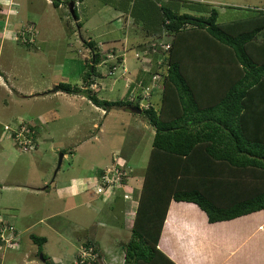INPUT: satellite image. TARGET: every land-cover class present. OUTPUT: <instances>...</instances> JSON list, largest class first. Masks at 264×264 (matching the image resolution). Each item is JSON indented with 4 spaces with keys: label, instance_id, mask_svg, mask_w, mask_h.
<instances>
[{
    "label": "rangeland",
    "instance_id": "rangeland-1",
    "mask_svg": "<svg viewBox=\"0 0 264 264\" xmlns=\"http://www.w3.org/2000/svg\"><path fill=\"white\" fill-rule=\"evenodd\" d=\"M7 1L1 2L7 4ZM50 1L54 4L53 0ZM64 1L58 8L45 0H15L14 9L28 12L27 20L32 22H25L22 25L24 29L15 32L13 40H7L0 46V58L18 59L23 65L19 71L25 81L42 83L58 80L63 75L66 82L82 87L83 78H75L80 73V66L85 71V62L88 60L91 63L92 52L85 41L92 39L101 47L103 54L97 65L103 74L95 79L98 87H95L97 83L92 86L98 97L130 99L132 91L129 84L138 77V81L143 82L139 89L144 97L149 95V91L154 95L150 100H141V108L150 103L158 108L162 92L157 88L159 83L156 81L161 75L155 72H165L166 65H162L160 57L156 60L150 55L136 57V53L150 48L144 24L131 14L132 3L136 0H76L79 19H75L70 12L68 2L71 0ZM153 1L159 4L173 1L178 3L181 12L196 15L202 14V11L193 9L195 4L216 8L221 23L252 15L258 8L264 7V0ZM204 14L209 12L204 11ZM49 19L55 24H48ZM31 26L35 42L28 44L23 41V36H28V33L22 35V31ZM170 39L171 36L166 34L161 41ZM111 49H115V54L124 53L126 59V66L117 65L119 70L114 74L109 67L111 62L106 59ZM121 61L117 59V63ZM130 65L134 69L131 70ZM123 67L132 73L122 76ZM1 70L4 72V67ZM155 76L157 79H154ZM61 93L63 95L52 98H42L47 97L45 93L37 94L32 95L37 98L25 100L0 88V217L16 227L20 240L14 248H0V264H78L76 260L81 247L89 242L99 247L101 256L97 264H123L125 251L122 245L132 237L134 212L148 164L154 128L144 116L136 114L137 108L129 111L127 107H117L103 114L102 108H95L87 97ZM136 97L135 93L133 99ZM38 116H42L43 120ZM21 119L34 124L41 122L38 146L34 150H22L14 135L5 130L6 124L16 125ZM129 123L136 125L133 127ZM140 124L144 125L142 135L135 129ZM62 153L66 155L63 154L60 164ZM115 162L131 170L128 181L138 189L135 192L138 195L132 199L126 201L124 191H121L112 201H104L111 204L103 202L102 206L82 196H65L62 190L59 193L58 189L71 176L92 175L93 167ZM86 178L80 179L77 183L81 184L77 185L80 188L74 186V189L84 191ZM19 180L28 186L39 180L45 181L48 190L32 194L26 188L15 185ZM7 184H11L10 187H6ZM57 193L64 197L60 198ZM96 195L94 193L93 196ZM106 209L116 212L110 221L105 219ZM102 221L107 223L109 234L95 231L96 223L100 228L105 227L100 224ZM32 234L47 238L40 253L38 243L31 238ZM41 254L47 255V263Z\"/></svg>",
    "mask_w": 264,
    "mask_h": 264
},
{
    "label": "trees",
    "instance_id": "trees-1",
    "mask_svg": "<svg viewBox=\"0 0 264 264\" xmlns=\"http://www.w3.org/2000/svg\"><path fill=\"white\" fill-rule=\"evenodd\" d=\"M53 1L55 6L65 2ZM192 8L202 14L181 12L173 1L136 0L131 8L133 18L144 24L150 48L156 47V52L147 54L155 60L162 57L166 65L156 81L162 92L158 108L153 103L141 108V100L154 95L149 91L144 97L138 77L129 84L130 99L98 97L92 85L103 74L97 69L103 54L92 39L85 41L92 57L91 63L86 61L83 86L57 85L63 92L85 95L106 111L141 109L136 114L144 116L155 130L132 237L122 245L124 264H177L159 248L172 201L197 204L210 223L264 210V7L222 23L216 8L201 4ZM75 13L79 19L77 7ZM166 34L171 39L161 41ZM34 42L35 38L28 44ZM162 42L170 48L165 50ZM118 55L122 60L124 53ZM109 61L112 74L119 70L113 65L126 66L123 61ZM131 70L122 71V76ZM25 121L38 135L39 125ZM31 238L42 252L47 238L36 234ZM87 244L99 253V259V248L93 242ZM43 258L47 263V255Z\"/></svg>",
    "mask_w": 264,
    "mask_h": 264
},
{
    "label": "crops",
    "instance_id": "crops-1",
    "mask_svg": "<svg viewBox=\"0 0 264 264\" xmlns=\"http://www.w3.org/2000/svg\"><path fill=\"white\" fill-rule=\"evenodd\" d=\"M1 1L2 0H0V46L5 44V41L7 40H13L12 37L14 33L21 32V29L23 28L22 25L25 22H27V24L32 22L29 19L27 20L26 16L28 15V12H21L14 9L15 0H8L7 4H3ZM45 1L48 4L55 6L52 1ZM61 5L62 3L55 7L59 8ZM33 6L34 4L31 2V7ZM48 24L52 25L55 23L51 22L49 19ZM6 32L11 33V36H6ZM33 37L35 38V34H33ZM86 58L87 57H85V60ZM3 67L5 69L4 72L1 70ZM22 67L23 65L19 64L18 59L0 58V73H2V75L0 74V88L9 94L18 95L25 100L37 98L38 96L34 97L32 95H40L44 93L47 97L42 98H52L53 96L63 95V93H61L63 91H54L53 89L60 82H66V77L61 75L58 80L48 82L43 81V84L30 82V80L25 81L22 73L19 71ZM131 67V69H134L133 66ZM79 70L80 73L75 79L83 78V74L86 71V69L85 71H82V66L79 67ZM67 94V96H81L82 98H86L83 94ZM75 100L77 99L75 98ZM94 107L99 109L96 105H94ZM101 110L103 114L106 112L103 108ZM38 117L41 118V121L43 120L42 116ZM37 124L40 126L41 122H37ZM142 126L144 125L140 124L139 127L136 126L135 128L140 131V135L145 132L143 129L144 127ZM99 127L102 130L101 126ZM38 131L40 133V129ZM154 134L155 130L152 135ZM63 154L66 155L65 153ZM107 165L109 164L97 168L93 167L91 169V173H93L92 175L98 172L96 171L97 169H101ZM92 175L78 177L71 176L68 180L66 179L65 182H63V185H61L58 191L62 190L65 193V196H68L69 194L73 198L82 196L89 201H95L103 206V202L106 201V199L98 195H96L97 197H94V192L88 190L84 184V191L74 189V186L77 188V185H81L77 184L80 179L82 181L83 177H89ZM45 183V181L40 182L39 180L34 185L28 186L22 184L19 180L15 185L19 188L24 187L32 194L38 195V193L48 190V184ZM7 185L8 186L6 187H10L11 184ZM59 193H57L58 196L63 198L64 195L61 193L63 196H60ZM111 203H106V205ZM115 214V211L106 209L105 219L110 221ZM0 218V224L6 222L2 217ZM96 224L95 226L97 228L95 231L97 233L102 231V234H104L106 231L109 234V231L106 229L107 223L105 221L100 223L105 226L104 228L102 226V228H100V226ZM19 241L18 237V243ZM159 248L177 264H264V210L243 215L231 220L210 223L206 213L197 204L192 202L172 201L163 226ZM124 262L125 259L123 260V264Z\"/></svg>",
    "mask_w": 264,
    "mask_h": 264
},
{
    "label": "built area",
    "instance_id": "built-area-1",
    "mask_svg": "<svg viewBox=\"0 0 264 264\" xmlns=\"http://www.w3.org/2000/svg\"><path fill=\"white\" fill-rule=\"evenodd\" d=\"M27 33L28 36H23V41H33V26H31L27 30L22 31V35H26ZM161 46L165 50H168L170 48L169 43L162 42ZM150 50H152V52H156V47L147 48L144 51L142 50L141 52H138V54L136 53V57H149L147 53ZM120 56L121 55L115 54V52L111 50V52L107 53V60L116 61L120 58ZM122 61L124 63L126 62L124 55ZM113 68L117 69V65H113ZM123 72L126 73L128 72V70L124 69ZM159 74L160 73H156V75ZM155 77L154 79H157V77ZM5 130L14 135V140L22 150L31 151L37 148L39 137L38 135H36V131L34 129H31L28 122H26L24 119L17 120L16 125L6 124ZM101 171V173L97 172L96 174L87 177V180L85 179L86 182L84 183V185L88 190L93 191L100 197H104L107 202L112 201V199L115 198L121 191H124L123 198L126 201L132 199L134 195H136L135 192L137 188L132 186L128 181V174L129 171H131L129 170V167L126 168V165L115 162L102 168ZM18 237L19 233L13 224L4 222L0 224V248L2 246L14 248L15 245H17ZM97 256H99V253H95L94 247L87 244L84 245V247H81L80 255L78 256L76 263L93 264V261H96L98 259Z\"/></svg>",
    "mask_w": 264,
    "mask_h": 264
},
{
    "label": "water",
    "instance_id": "water-1",
    "mask_svg": "<svg viewBox=\"0 0 264 264\" xmlns=\"http://www.w3.org/2000/svg\"><path fill=\"white\" fill-rule=\"evenodd\" d=\"M76 3V0H72L70 3H69V8H70V12L71 14L73 15V17L76 19V13H75V5ZM54 91H58V87H55L53 89ZM138 112H141V109H137ZM62 157H63V153L61 154V160H60V164L62 162ZM41 256L43 257V254H41ZM44 259V258H43Z\"/></svg>",
    "mask_w": 264,
    "mask_h": 264
},
{
    "label": "clouds",
    "instance_id": "clouds-1",
    "mask_svg": "<svg viewBox=\"0 0 264 264\" xmlns=\"http://www.w3.org/2000/svg\"><path fill=\"white\" fill-rule=\"evenodd\" d=\"M5 35H6V36H11V33L6 32ZM93 85H94V84H93ZM93 85H92V86H93ZM95 87H96V86H95ZM136 192H138V189L136 190ZM136 195H138V193H137Z\"/></svg>",
    "mask_w": 264,
    "mask_h": 264
},
{
    "label": "flooded vegetation",
    "instance_id": "flooded-vegetation-1",
    "mask_svg": "<svg viewBox=\"0 0 264 264\" xmlns=\"http://www.w3.org/2000/svg\"><path fill=\"white\" fill-rule=\"evenodd\" d=\"M70 2H71V1L68 2V6H69V3H70Z\"/></svg>",
    "mask_w": 264,
    "mask_h": 264
}]
</instances>
